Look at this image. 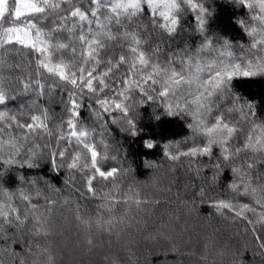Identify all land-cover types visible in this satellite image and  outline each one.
Segmentation results:
<instances>
[{
  "label": "clouds",
  "instance_id": "1",
  "mask_svg": "<svg viewBox=\"0 0 264 264\" xmlns=\"http://www.w3.org/2000/svg\"><path fill=\"white\" fill-rule=\"evenodd\" d=\"M0 264H264V0H0Z\"/></svg>",
  "mask_w": 264,
  "mask_h": 264
},
{
  "label": "trees",
  "instance_id": "2",
  "mask_svg": "<svg viewBox=\"0 0 264 264\" xmlns=\"http://www.w3.org/2000/svg\"><path fill=\"white\" fill-rule=\"evenodd\" d=\"M141 175H143V173H141ZM154 259H156V258H154ZM157 259H161V258H157Z\"/></svg>",
  "mask_w": 264,
  "mask_h": 264
}]
</instances>
